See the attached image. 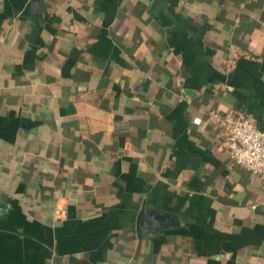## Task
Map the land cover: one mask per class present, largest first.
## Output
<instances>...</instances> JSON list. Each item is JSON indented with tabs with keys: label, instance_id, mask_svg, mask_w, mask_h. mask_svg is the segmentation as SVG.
<instances>
[{
	"label": "crops",
	"instance_id": "crops-1",
	"mask_svg": "<svg viewBox=\"0 0 264 264\" xmlns=\"http://www.w3.org/2000/svg\"><path fill=\"white\" fill-rule=\"evenodd\" d=\"M32 1L0 0V264H264L219 127L264 130V0Z\"/></svg>",
	"mask_w": 264,
	"mask_h": 264
},
{
	"label": "built area",
	"instance_id": "built-area-1",
	"mask_svg": "<svg viewBox=\"0 0 264 264\" xmlns=\"http://www.w3.org/2000/svg\"><path fill=\"white\" fill-rule=\"evenodd\" d=\"M221 145L233 164L264 180V130L247 117L229 113L219 118Z\"/></svg>",
	"mask_w": 264,
	"mask_h": 264
},
{
	"label": "water",
	"instance_id": "water-1",
	"mask_svg": "<svg viewBox=\"0 0 264 264\" xmlns=\"http://www.w3.org/2000/svg\"><path fill=\"white\" fill-rule=\"evenodd\" d=\"M36 6H37V1L33 0L30 3V5H29V7H28V9L26 11L27 12L26 14H29L32 10H34V8H36ZM146 216L148 217V215H146L145 212L143 214H141V216H140V221H141L142 225H145V226H146V223H145V220H146L145 217ZM140 231L143 232L144 231V227H140Z\"/></svg>",
	"mask_w": 264,
	"mask_h": 264
}]
</instances>
